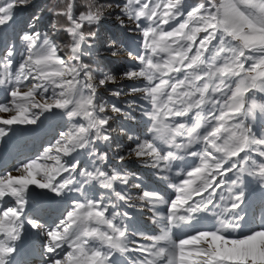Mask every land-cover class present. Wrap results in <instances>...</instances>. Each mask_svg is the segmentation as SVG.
Returning a JSON list of instances; mask_svg holds the SVG:
<instances>
[{"label":"snow or ice","instance_id":"6c2138e0","mask_svg":"<svg viewBox=\"0 0 264 264\" xmlns=\"http://www.w3.org/2000/svg\"><path fill=\"white\" fill-rule=\"evenodd\" d=\"M60 2L47 10L64 17V25L24 32L19 60L15 45L0 58V113H12L0 117V143L7 147L20 126L37 131L50 117L64 120L42 152L0 176V264H15L28 227L46 239V264H264V226L242 233L240 215L253 182L264 204V131L257 135L250 121L257 110L264 113V0L115 4L117 19L127 17L139 37L120 76L140 82L128 91L141 93L133 110L144 119V138L120 124L117 116L130 114L100 94L116 76L85 62L98 55V32L86 26L101 25L113 5ZM29 3L0 0V28ZM59 31L70 42L57 44ZM110 94L125 95V86ZM121 136L131 145L122 146ZM126 156L153 169L173 195L143 186L126 170H104ZM132 189L141 194L134 197ZM38 197L71 199L49 222L29 215ZM122 205L147 208L159 232L130 228ZM205 214L212 227L174 238Z\"/></svg>","mask_w":264,"mask_h":264},{"label":"rangeland","instance_id":"374dc122","mask_svg":"<svg viewBox=\"0 0 264 264\" xmlns=\"http://www.w3.org/2000/svg\"><path fill=\"white\" fill-rule=\"evenodd\" d=\"M46 2H47L46 0H30L29 5L26 6L23 10H19L17 12V14L15 15L14 19L6 27L0 28V58H2L5 55V48L6 47L15 45L16 49H17V54L14 56V59L18 61L19 60V51L22 50L20 37L23 35L24 32H26V31L32 32L33 29L35 31H39V32H48V31H50L51 25L53 23L57 24V21H56L57 16L53 15L51 12H49L47 10V5L45 4ZM189 2L195 3V2H198V0H189ZM48 8H49V6H48ZM114 10H119V9L114 7ZM45 11L48 13V16L50 14L49 17L51 20L48 19L49 17L46 19L45 15H44V14H46ZM118 15H120V13H114L113 14L114 17L115 16L117 17ZM36 17H39L38 21L35 19ZM121 18H124L123 20H125L126 24H129V21L125 17L121 16ZM14 20H15V22H14ZM43 21H44V23H43ZM19 24H20V27H18ZM61 36H62L61 31H59L53 35V39L55 40V42L57 44L62 46L66 43L64 42V40L61 39L62 38ZM99 42L100 43L98 44V55L100 57L110 56V52L107 50L108 47L110 46L109 41L107 42L105 40H102ZM102 46H104V47H102ZM119 58H121V55H119ZM128 58L131 59L129 56H128ZM113 59H118V57L117 58L114 57ZM100 69L103 70L101 65H100ZM104 72H106V71H104ZM98 78H103V77H102V75H98ZM125 83L127 85V86L125 85L126 92H127L129 85H132L134 83L139 84L140 82L139 81L122 80V82L118 83L119 86L118 85L113 86L112 89L118 88V87L124 85ZM109 86H110L109 84H106L105 86H103L99 90L100 94L105 98V100L109 101L110 103H116L118 106L124 108L126 113L130 114V115L121 114V115L117 116V121L120 124H122L121 121H123V119H128V120L132 121L134 124L132 127H129V128H130V132L135 134L136 131L139 130L138 125H140V124L144 125L145 124L144 119L142 118L139 110L138 109L133 110V108H135V104H133V101H135L136 104L142 103V101H140V99H139L141 93H131L129 91L128 94L122 95L120 97H115V98H118V100H114L113 96L111 97V94H110L111 88H108ZM127 95H128V97H127ZM3 97H5V95L2 91H0V99ZM2 101H4V99ZM2 101H0V102H2ZM124 101H125L126 105H122ZM127 103L132 105V107H129V104H127ZM106 111L109 114H112L110 111V107L108 109H106ZM11 114L12 113H0V117L8 118ZM112 115H115V114H112ZM250 121H251L253 129L257 133V135H259L261 131H264V113H260L259 110H257L255 112V118L252 119L250 117ZM122 125L124 126V124H122ZM27 127L28 126H20L21 130H18V132L15 136H11V134H9L11 136V139L8 141L7 147H5L3 143H0V149H3V151H0V159L3 158L0 161V165L2 166L3 170H5V168L8 169V170L4 171L3 173H1L0 176H3L9 172H13L14 167L18 166L20 161L26 159L27 157H30V156H33L35 154H38L39 152H42L43 147L47 146L49 144V142H53L54 139L58 137L59 131L64 130V120H62L59 117H50L48 120H46L44 122V124L41 126V128H43V130L40 129L38 131V133L42 130L41 133H43V132L46 133L47 137L44 139H41L40 141H38V139H36V138H38L37 131L25 130V129H27ZM33 138H35V139L31 140ZM43 143L45 144V146H43ZM120 143H122L123 146L131 145V142L128 141L127 138L124 136L120 137ZM22 144H24V145H23L22 149L19 150L20 146ZM11 147L14 150H16L13 153L14 158L10 159V161H6V163L3 164L4 160L11 153ZM110 151H114V150L111 149ZM125 152H126V149H125ZM81 159L84 160L85 164H88V161L86 160V158L81 157ZM114 162L112 161V163H109L106 166V168L110 172H112L111 169L113 167H115V165H118L119 163H125L126 165L129 166V167L126 165L123 166V170H126L129 174H131V172H136V173L138 172V173H141L142 176L144 175V177L146 174V173H144V170H145V172H149L150 171L149 169H151V168L146 169L145 166H141L140 163H138V161L136 160V158L134 156L133 157L126 156V159L124 161H120L117 159V161H114ZM9 164H11V165H9ZM127 168L131 169V172H129ZM156 177L157 178L154 180L157 181L158 185L162 188V191H163L162 193L165 196L169 194L168 197L173 195L172 190L167 187V184L164 181H162L161 179H159L158 176H156ZM131 194L134 197L140 195L141 194L140 189H132ZM256 195L260 196V189H259V186L256 185L255 182H253V184H251L249 187V197H248L249 200L248 201L253 202V203L258 202L261 205L262 204L261 198L257 199L255 197ZM70 198L69 197L63 198V199L57 198L54 201H49L47 199L41 200L38 197L37 200L32 202L31 207H32L33 211L29 212V215L30 216H37L36 215L37 209L42 208L40 210L43 212V214L40 215V217L42 218V220H44V218H45L44 215L48 214L47 221L51 222V220L55 219L54 217H51V214L55 213L58 210L57 208L61 209V211L63 212L65 207H67L68 204L70 203ZM44 203H45V205H44ZM135 203L137 205H139L142 202L135 201ZM43 205H44V207H43ZM262 205L263 206L258 209V220L260 222H262L261 224L264 223V204H262ZM140 209H141L140 210V214H141L140 220L142 221V223L143 224H145V223L151 224V219H152L151 212L148 211L147 208H141L140 207ZM251 210L253 211V207H251ZM41 211H40V213H42ZM160 211H166V208L162 207L160 209ZM56 213L61 214V212H56ZM202 218H211L213 220V222H215L211 216H207L206 214L204 216H202ZM249 219H251L252 223H255V221L257 220V219L255 220V214L252 213L250 218L243 217V222L247 221ZM131 228H136V225H131ZM255 228H256V225H255ZM156 229H158L157 226H152V228L149 229V231L152 233H156ZM252 229H254V228H252ZM252 229H249L248 231H250ZM39 233L41 234V237H42L41 238L42 240L39 241L40 254L42 255V257L41 258L38 257L39 255L37 253L39 252V248H35L36 251H34L33 249H31V250L37 256L34 263H37L38 258H40L39 264H46L47 254L44 251V244L46 243V239H45L42 232H39ZM18 248H20V247H18ZM24 252H28V249H26V247H25L23 253Z\"/></svg>","mask_w":264,"mask_h":264},{"label":"trees","instance_id":"16d2710c","mask_svg":"<svg viewBox=\"0 0 264 264\" xmlns=\"http://www.w3.org/2000/svg\"><path fill=\"white\" fill-rule=\"evenodd\" d=\"M45 3L49 7L53 8H59L63 5L61 4L60 0H46ZM96 2V0H80V4L82 6L87 5L88 3ZM99 2L107 3L113 5V7L106 9V17L103 20L102 24L99 26H86L87 28H91V30L98 32V39L97 44H99V41L105 40L109 41L110 46L108 47V51L110 52V56L108 57H100L97 54H94L93 56L86 57L85 62L91 63V66L93 69H100V65L102 66L103 71L109 72L116 76L115 81H110L107 84L110 86L108 88H111L113 90V86H116L122 82L123 79H121V71L128 67L130 59L128 58V51L131 50L129 45L133 43L132 38H139L138 33L133 31V25L129 22V24H126L124 18H121L120 20L117 19V17L113 16L114 13H119V10H114L115 4L119 3L120 0H99ZM83 10V7H82ZM46 12V11H45ZM33 13V12H32ZM46 19L50 16H48V13L44 14ZM53 17V16H52ZM127 20L128 18L125 17ZM49 20L50 17L48 18ZM57 25L62 26L66 23V20L64 17L57 16L56 17ZM123 21V25L121 23ZM44 23V22H43ZM62 34V40H64L65 43L70 42V37L67 33L61 31ZM104 47V46H102ZM127 49V50H126ZM112 52H116V56H112ZM119 55H121V58H119ZM114 57H118V59H113ZM126 83L122 86H125ZM117 86V87H118ZM127 86V85H126ZM110 90V91H111ZM126 92V88H125ZM129 91L126 92L128 94ZM112 97V96H111ZM128 97V95H127ZM114 100H118V98L113 97ZM129 104V103H127ZM122 105H126L125 101ZM130 105V104H129ZM123 123H127V121H124ZM126 125V124H125ZM127 128V126H125Z\"/></svg>","mask_w":264,"mask_h":264},{"label":"bare ground","instance_id":"6f19581e","mask_svg":"<svg viewBox=\"0 0 264 264\" xmlns=\"http://www.w3.org/2000/svg\"><path fill=\"white\" fill-rule=\"evenodd\" d=\"M38 239L39 234L37 230L31 229L30 227L25 229L21 239L17 241V246L20 248H18L17 252L14 254L15 264H34L37 256L31 250L33 249L36 251L35 248H31V246L33 245L34 247L38 248ZM29 241H35L36 246L34 243H30ZM25 247L28 249V252L23 253Z\"/></svg>","mask_w":264,"mask_h":264}]
</instances>
